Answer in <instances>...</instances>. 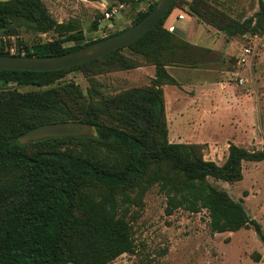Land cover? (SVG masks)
Wrapping results in <instances>:
<instances>
[{
    "label": "trees",
    "instance_id": "16d2710c",
    "mask_svg": "<svg viewBox=\"0 0 264 264\" xmlns=\"http://www.w3.org/2000/svg\"><path fill=\"white\" fill-rule=\"evenodd\" d=\"M199 1L189 7V13L199 21L228 37L243 31L239 23L232 22L207 2ZM176 2L137 40L99 58L52 71L0 69V81L44 87L0 92L1 262L108 264L134 247L129 224L119 214L124 204L133 201L125 190L137 186L140 194L153 184L165 196L167 214L176 209L192 213L205 209L209 226L216 233L250 224L260 233L259 224L249 218L241 202L213 186L208 178L239 181L243 161L264 160V144L261 150L250 151L230 143L224 163L218 165L202 157V145L168 140L162 86L174 85L176 81L166 70L171 64L161 58L166 59L178 50H190L184 40L164 27L167 15L179 7ZM155 3L132 24L142 19ZM14 24L38 33L50 30L60 33L63 28L39 0L0 1V28ZM98 24L95 21L93 27ZM69 31L64 38L61 33L52 42L33 44L24 55H60L99 40L63 47L65 40L82 38L80 30ZM0 54L10 55L9 47H0ZM106 57H111L121 69L143 66L137 60L139 57L148 60L154 66L150 85L125 89L112 97L90 95L87 103L72 110L62 93L66 88L50 84L70 71ZM178 57L180 63L185 62L184 55ZM67 87L73 94H80L76 86ZM71 121L93 125L96 135L50 137L25 145L17 140L37 126ZM72 142L80 144L79 151L68 144ZM32 145L49 147L28 153L26 149ZM87 145L107 146L115 154L114 163L105 166ZM92 185L103 189L99 198L86 193ZM261 237L264 239L262 234Z\"/></svg>",
    "mask_w": 264,
    "mask_h": 264
},
{
    "label": "rangeland",
    "instance_id": "374dc122",
    "mask_svg": "<svg viewBox=\"0 0 264 264\" xmlns=\"http://www.w3.org/2000/svg\"><path fill=\"white\" fill-rule=\"evenodd\" d=\"M39 1L56 24L63 26L62 32L50 30L38 33L24 25L14 24L8 28H0V47H18L20 49L16 53L24 55L33 44L52 42L61 33L64 38L71 29L75 30L73 32L80 30L82 38L65 40L62 42L63 47L100 39L130 26L139 14L146 12L157 0ZM203 1L232 22L242 26L243 31L236 33L232 38V54L225 58L220 54L197 57L195 51L184 49V51L178 50L176 54L166 59H161L167 60L171 65H180L179 54L185 56L183 59L190 66H199L203 62H208L209 67L214 71L219 70L220 73L214 75V79L208 82L207 88L199 89L202 92L200 95L207 94L204 90L208 91L209 88L214 89V92L231 90L235 94L249 93L252 96V112L247 113L249 116L245 112L240 120L241 114L234 103L227 108L215 104L202 106L196 101L197 105L186 108L185 111L182 110L183 113L174 114L171 118L167 107L168 140L198 143L203 147L201 154L204 159L221 165L227 157L229 143L250 151L263 148L264 0ZM198 2L200 1L177 0L175 5L190 12L189 7ZM111 10L116 11L111 16L113 26L94 28L95 21H102L100 15L104 16V12ZM206 12L210 13L209 10ZM190 31L193 32L192 29ZM213 40L216 41V38L208 39L210 45H213ZM220 44L221 40H217V45ZM243 46L252 48L248 65L237 64ZM123 52L127 54L126 51ZM192 56L194 58H191ZM137 60L144 64L141 68L121 69L111 57H106L70 71L50 85L64 86L66 89L62 90V93L65 100L71 109H76L87 103L90 95L112 97L125 89L149 86L154 75V66L142 57ZM239 76L244 79L242 84L237 82ZM217 81L220 84H217ZM180 84L177 82V86L181 87ZM67 85L76 86L80 94H73ZM41 88L44 87L17 86L14 82L0 81V92L9 90L26 92ZM170 92L172 91L169 87L165 89L166 96ZM193 92L191 91L190 94L193 95ZM214 116L219 117L220 120L228 117L229 121L227 119L228 123L223 122L218 128L214 123ZM248 118L251 119L248 123V126L253 128L251 130L241 125V122ZM68 144L79 151V143ZM87 146L94 150L97 160L105 166L114 163L115 154L107 146ZM48 147V145H32L26 151L32 153ZM241 167L242 178L239 181L226 182L211 177L208 180L216 188L225 190L233 200L241 202L249 218L259 224L260 233L251 224L237 230L216 233L209 226V217L205 209L196 213L176 209L171 214H167L164 211L166 199L159 191L158 185H148L140 194L139 187L136 186L125 190L133 201L124 204L119 212L129 224L133 250L119 255L108 264H264V239L261 237V234L264 236V160L243 161ZM86 193L93 198H99L103 189L92 185L86 189ZM116 195L120 196L121 193Z\"/></svg>",
    "mask_w": 264,
    "mask_h": 264
},
{
    "label": "crops",
    "instance_id": "0c3cea01",
    "mask_svg": "<svg viewBox=\"0 0 264 264\" xmlns=\"http://www.w3.org/2000/svg\"><path fill=\"white\" fill-rule=\"evenodd\" d=\"M103 21L104 20L99 22V24H101ZM99 24L98 27H104L100 26ZM164 27L171 30V32L178 36L180 39L184 40L190 46V50L197 53V57L209 56L210 54H220L221 57L225 58L232 54L233 37H228L216 28L207 25L202 21H199L195 15L189 13L186 9L174 7L167 15L164 21ZM190 29L193 30L192 33ZM209 38H216V41L213 40V45L209 44ZM217 40H221V44L219 46L217 45ZM189 53L190 51L187 55H189ZM191 58H194V56H192ZM187 64L189 63L183 62L180 63V65L166 66L167 72L176 81V84L174 85L162 86L164 111L167 123V107L169 108V114L171 118H173L174 114L183 113L182 110L185 111L186 108H192L197 105L196 101L199 102V104L202 106H206V104L212 106L213 104H215L224 105L227 108H230L232 106L231 104L234 103L236 104L237 111L241 114L240 120L245 112L247 116L251 114L252 96L249 93L235 94L231 90H217L214 92V89L209 88L208 91L206 89L204 90L207 94L201 96L200 94L202 92L199 89L204 87L207 88L208 82H211L214 79V75L216 73L217 75H219L220 71H214V69L208 66V62H203L199 66H190ZM186 79H188V81H186ZM177 82L179 84L180 82H182L180 84L181 87L177 86ZM217 84H220V82L217 81ZM194 86H196V88H194ZM168 87L172 92H170L166 96L165 89ZM191 91H194L193 95L190 94ZM172 109L174 111H171ZM227 119L229 121L228 117L225 120H220L217 116L213 117L214 123L216 126H218V128L219 126L221 127L223 122H227ZM248 119L241 122V125L247 129L249 127V129L251 130L253 129L252 126H248V123H250L251 119Z\"/></svg>",
    "mask_w": 264,
    "mask_h": 264
},
{
    "label": "water",
    "instance_id": "95a60500",
    "mask_svg": "<svg viewBox=\"0 0 264 264\" xmlns=\"http://www.w3.org/2000/svg\"><path fill=\"white\" fill-rule=\"evenodd\" d=\"M1 2L9 0H0ZM175 0H157L147 14L136 23L116 34L88 43L76 50L60 55L25 56L0 54V69L20 71H52L68 68L82 62L99 58L110 51L126 46L156 25L169 10ZM100 26H112L111 18L105 19ZM96 135L94 126L84 122H59L37 126L18 138L22 145L50 137ZM0 264H6L0 261Z\"/></svg>",
    "mask_w": 264,
    "mask_h": 264
},
{
    "label": "built area",
    "instance_id": "2783aa9c",
    "mask_svg": "<svg viewBox=\"0 0 264 264\" xmlns=\"http://www.w3.org/2000/svg\"><path fill=\"white\" fill-rule=\"evenodd\" d=\"M115 13H116L115 10H111L110 12H108V11L104 12V16H103L102 20H105L107 18H111V16ZM19 49L20 48H18V47L10 46L9 52H10V54H14ZM251 54H252V48L250 46H243L241 49V53L237 59V64H247L248 65L250 63ZM237 82L242 84L244 82V79L239 76V77H237Z\"/></svg>",
    "mask_w": 264,
    "mask_h": 264
}]
</instances>
